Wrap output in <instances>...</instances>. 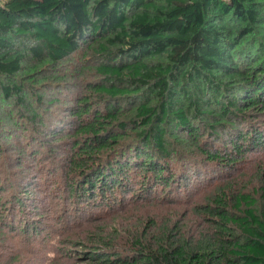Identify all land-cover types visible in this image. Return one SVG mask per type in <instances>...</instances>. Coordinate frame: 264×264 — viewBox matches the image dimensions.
<instances>
[{
    "label": "trees",
    "instance_id": "16d2710c",
    "mask_svg": "<svg viewBox=\"0 0 264 264\" xmlns=\"http://www.w3.org/2000/svg\"><path fill=\"white\" fill-rule=\"evenodd\" d=\"M83 55L92 58L95 76L82 94H71L74 107L67 111L77 127L55 126L50 141L73 139L70 165L86 193L100 189L112 167L99 160L130 138L142 142L140 163L162 183L176 182L173 174L162 179L173 143L204 146L205 134L216 142L238 119L264 117V0H0V78L8 79L0 84L1 99L28 112L27 96L44 82L38 72L68 58L88 61ZM7 133L0 132V155L22 146L20 135L13 143ZM241 137L261 143L255 129ZM227 143L241 154L242 145ZM201 152L207 161L221 157ZM261 192V202L244 193L216 196L203 210L213 233L197 239L161 227L150 239L117 249L114 235L102 231L91 244L103 250L90 251L88 260L264 264V187Z\"/></svg>",
    "mask_w": 264,
    "mask_h": 264
},
{
    "label": "rangeland",
    "instance_id": "374dc122",
    "mask_svg": "<svg viewBox=\"0 0 264 264\" xmlns=\"http://www.w3.org/2000/svg\"><path fill=\"white\" fill-rule=\"evenodd\" d=\"M83 56L88 61L80 56L68 58L57 69L38 72L44 82L27 96L28 112L0 98V132L8 129L13 143L18 142V135L22 142L17 151L8 146L0 155V264H93L88 260L90 251L103 247L92 245V238L102 231L105 237L114 235L117 249L139 237L148 240L161 227L178 228L197 239L213 233L203 210L207 203L214 206L216 196L244 193L262 201L264 117L238 119V126L223 131L216 142L205 134L204 146L173 143L162 179L173 174L176 182L168 178L162 183L153 169L140 163L142 142L130 138L123 145L126 150L110 151L99 160L101 167L103 160L112 167L102 187L98 184L86 193L83 177L70 165L73 139L50 141L56 128L77 127V119L67 111L74 107L71 94H82L83 85L95 76L92 58ZM7 81L1 76L0 84ZM85 90L88 93L87 86ZM91 104H98L96 97H91ZM253 129L261 133L259 144L241 137ZM227 141L242 145L241 154L235 156ZM0 145L5 148L1 137ZM203 150L221 157L207 161Z\"/></svg>",
    "mask_w": 264,
    "mask_h": 264
}]
</instances>
